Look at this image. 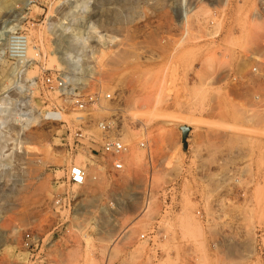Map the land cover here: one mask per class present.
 Segmentation results:
<instances>
[{"label": "rangeland", "instance_id": "rangeland-1", "mask_svg": "<svg viewBox=\"0 0 264 264\" xmlns=\"http://www.w3.org/2000/svg\"><path fill=\"white\" fill-rule=\"evenodd\" d=\"M23 2L0 11V125L10 129L0 134V264H30L28 228L54 243L55 264H264V0ZM13 31L38 53L20 81L5 51ZM73 35L98 38L75 53L74 77L84 91H120L131 146L119 177L77 154L87 179L74 187L59 146L66 126H21L31 104L42 114L61 104L27 81L66 66L58 50ZM70 112L62 119L77 128L83 114ZM84 126L97 149L101 131Z\"/></svg>", "mask_w": 264, "mask_h": 264}, {"label": "built area", "instance_id": "built-area-1", "mask_svg": "<svg viewBox=\"0 0 264 264\" xmlns=\"http://www.w3.org/2000/svg\"><path fill=\"white\" fill-rule=\"evenodd\" d=\"M90 42L97 43L98 40L93 37V40H89ZM29 45V36L26 32L13 31L7 34L5 51L8 58L13 62V69L19 81L22 80V74H26L27 69L34 61L28 55ZM89 52H96V50L91 49ZM75 67L77 66L74 64L72 66L64 65L61 68L42 70L40 76L27 81L29 86L33 85L35 87L39 85L47 93L56 95L61 100V104L51 100L52 102L49 104L51 107L46 111L49 115L44 118L50 123L58 122L62 126H66L60 138L59 146L67 159L64 180L72 187L85 185L87 179L84 165L75 162L77 154L86 153L84 155L88 161L90 160L92 166H95L98 170H103L106 176L119 177L120 173L125 171L126 157L131 148L125 138L124 126L126 122L115 108V105L119 102L120 91H103L101 88L93 91H84V87L88 85L85 83L86 81L75 78L70 73ZM81 68H83V65L78 63V70ZM102 101L109 102V107L101 106ZM100 107H103L107 113L100 120L95 121L94 112ZM1 110L2 108H0ZM69 110L71 111L70 113L79 112L83 114L76 117L79 125L77 128H70L67 121L57 116V112ZM4 111L8 113L9 109L5 108ZM85 123L96 125L101 131V144L97 149L93 148L91 143H89L94 138L91 130L92 126L86 128L84 126ZM7 124L5 122L4 126L0 125V134L1 132L10 133ZM84 141L86 143H83ZM137 146L146 149V141H139ZM4 154L7 156L9 152L5 151ZM97 177L96 174H93L91 179L97 180ZM58 197L55 202L58 207H62L63 210L70 207V201L72 200L70 197L67 195L59 199ZM53 245L54 243L44 242V237L32 228L25 230L21 238V246L27 252L30 264H55L54 261H51L49 252Z\"/></svg>", "mask_w": 264, "mask_h": 264}, {"label": "bare ground", "instance_id": "bare-ground-1", "mask_svg": "<svg viewBox=\"0 0 264 264\" xmlns=\"http://www.w3.org/2000/svg\"><path fill=\"white\" fill-rule=\"evenodd\" d=\"M15 1H17V0H2L0 3V11L7 10L8 8H10L12 3ZM31 1L32 0H24L23 3H24V5H27ZM87 27L89 30H92L93 32L96 33V35H94V36H98L97 35L98 32L95 31L96 26L92 22L89 23ZM97 39L98 38H96V40ZM87 45H88V38L87 37H84L82 35H80V36L79 35H73L68 40V44H67L66 48L64 50L61 48H60V50H58V52L60 53V57L62 59V62L67 63L66 66H72L74 64L77 66L70 71V73L73 74V77H74V75H76V70H78V63H79V58L76 57L75 53L86 49ZM36 50H37V47L35 46V44L32 46L29 45L28 55L30 58H33V60H34V56L35 57L38 56V53H36V55L34 53V52H36ZM88 68H89V66H88ZM88 68H86V69H88ZM85 72H87V71H85ZM93 72H94V69L89 68L88 74L85 77H90L93 74ZM31 88H33V85ZM30 104H31V102H30V100H28V105L30 106ZM48 115H49L48 112H45L44 114H42L41 111H38L37 108L35 106H32V104H31L30 109L27 110V112L25 113V118L22 119L23 122H22L21 126L23 129H28L32 124L39 122L40 117L44 118L45 116H48ZM57 116H59L61 119L63 118L61 111L57 112ZM0 225H1V223H0Z\"/></svg>", "mask_w": 264, "mask_h": 264}]
</instances>
